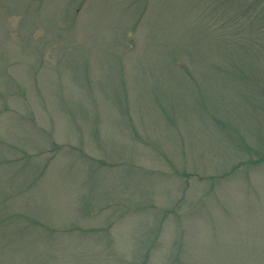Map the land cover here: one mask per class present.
<instances>
[{"label":"rangeland","instance_id":"obj_1","mask_svg":"<svg viewBox=\"0 0 264 264\" xmlns=\"http://www.w3.org/2000/svg\"><path fill=\"white\" fill-rule=\"evenodd\" d=\"M0 264H264V0H0Z\"/></svg>","mask_w":264,"mask_h":264}]
</instances>
